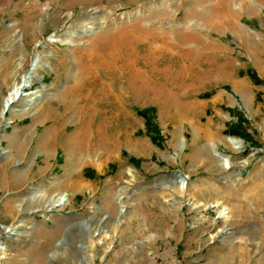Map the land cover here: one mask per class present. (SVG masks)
<instances>
[{"label":"rangeland","instance_id":"rangeland-1","mask_svg":"<svg viewBox=\"0 0 264 264\" xmlns=\"http://www.w3.org/2000/svg\"><path fill=\"white\" fill-rule=\"evenodd\" d=\"M161 1H168L165 16ZM93 12L111 21L71 46L48 43ZM131 24L137 33L159 32L163 51L173 44L196 51L189 61L149 57L156 70L140 100L128 88L129 52L81 71L90 65L82 52L98 33ZM136 48L142 53L145 47ZM38 54L23 93L40 97L0 117V227L16 229L1 240L0 264H87L90 254L92 264H264V0H0V112ZM180 65L191 70L182 69L176 80ZM93 72L95 79L74 90ZM240 79L249 88L235 82ZM160 84L182 86L168 94L170 106L156 101ZM204 93L209 97L201 98ZM148 108L159 146L144 135L135 113ZM80 128L89 151L67 143ZM99 133L108 148L117 146L109 159L95 148ZM227 138L241 148L234 151ZM213 147L228 157V168ZM176 173L185 179L184 195ZM79 180L86 187L73 189ZM58 194L66 204L40 215L38 202ZM98 232L107 238L88 249L89 236L97 241Z\"/></svg>","mask_w":264,"mask_h":264},{"label":"bare ground","instance_id":"bare-ground-1","mask_svg":"<svg viewBox=\"0 0 264 264\" xmlns=\"http://www.w3.org/2000/svg\"><path fill=\"white\" fill-rule=\"evenodd\" d=\"M126 1L129 3L131 0H126ZM167 7H168V1H164V2L161 1V5L158 7V9L160 10L159 14H162L163 16H165L166 15L165 10L167 9ZM109 16H110L109 14H106L105 16L100 17L94 14V12L86 16L84 15L80 16L77 19H75V21H73L69 26V28H75V31L73 32L69 31L68 34H65L63 36L64 37L63 39H61L60 37L52 36L48 40V43L49 44L58 43V44H63V46H71L76 42V40H78L74 38H77V37L81 38L82 36H87V34H90L91 32L94 31V27L99 26V28H101L102 25L105 24L106 20L111 21V19H108ZM143 19L144 18L138 19V21H142ZM136 27L138 26L131 24V26L121 27L117 31L108 30V31L98 33L93 38L92 42L94 43V45L90 49L82 52V56L87 58V62H89L90 65L83 66L81 71L86 72V71L93 70L95 68V66L91 65L93 61H95L93 63L96 64L97 66L99 63V60L102 57L110 58L114 52H117L120 50L129 52L132 59L130 63L128 64V70H129L128 88H129V92L130 90L133 91L132 93L130 92L131 97L133 96V99L140 100L141 97L144 95L143 93L145 92L146 88L148 87L149 81L152 80L151 74H153L154 71L156 70V68H154L152 63L148 62L149 57L152 58L154 56H157L158 60L160 59L167 60L168 57L170 56L169 61H172L173 57H177V58H180L181 60L189 61L191 56L195 55L196 51L195 49L184 50L183 49L184 45H181V44H173L172 46H170L171 48L169 49L166 48L167 50L163 51L162 50L163 48H161V45L156 43L157 39H162L159 32H157L156 30L148 29L140 33H137V31H135V29L137 30ZM178 38H179V41L181 42L187 39V37L181 32L178 33ZM148 39L150 40L149 44L143 43V44L136 45L138 41H147ZM136 46H142L145 48L142 50V53H141V51L138 50ZM40 57H41L40 54H38L35 56L33 60L34 63L33 65H31L32 74L27 79L21 80V83L19 84L13 83L12 87L10 88L7 98L4 101V105L7 104L8 112H11L13 105H16V104H20L21 105L20 110L23 111L29 106L33 105L36 102L37 98L40 97V94L37 92L32 93V94L19 93L20 88L23 86V83L26 84V88L30 86V83H32L31 78L35 76V73H36L35 70L40 64ZM178 68L179 70L176 71L175 73L176 80L181 78L182 69L187 68L188 69L187 72H190L191 65H188V66L180 65ZM95 77H97L95 72L86 75L85 78L81 79L80 84H78L80 81L76 83L74 90H78L82 83L89 84L92 81L91 79H95ZM100 84H101L100 91L105 92V89L107 88L108 84L106 85L104 82ZM175 88L176 90L180 91L182 89V86L174 85L172 89H175ZM172 89L170 87L160 84L159 93L161 96L159 95V97H157V100H156L157 103H161L164 106H170V103L167 101H168V96H169L168 94H171ZM15 111H17V109ZM0 117L3 119L1 114H0ZM8 121L9 119H7V123H9ZM72 136L73 137H70V139L67 140V143L70 148L77 150V151L79 150L84 151L83 148H86V150L89 151L88 149L89 144H87V142H89L88 141L89 138H88V134L86 131H84L82 128L76 129L73 132ZM98 136L99 138L97 141V146H95V148H97L98 150H102L104 152L103 158L104 157H107L108 159L111 158L113 154V150L117 148V146L113 145V146H110L111 149L108 148L106 145L107 143L105 141V138H103L104 137L103 134L99 133ZM227 143L230 145V147L234 151L239 150L242 146L241 142L235 139H232V138H227ZM127 144L134 154L138 153V146H136L135 144L132 145L131 142ZM212 153L214 157L220 160V163L222 164L224 168L229 167V161H228L227 156L219 155L216 152L215 147L212 148ZM44 157H45V160L49 159L48 152L45 151ZM130 175L132 176L131 171H130ZM176 182H178L177 184H180L181 186V188H179V190H181L179 191L180 194L184 195L187 190V187L185 186V189H184V186H183L185 183V179L176 178ZM83 187H86V184L80 182V180L77 181L76 183H73L72 185L73 189H81ZM41 198H43V196H41ZM122 199L123 198H121V196L118 197L117 199L118 205L120 206L121 209L124 208V205H123L124 203L122 202ZM66 202H67L66 196L62 194H58L55 197L48 198L44 202H41V201L38 202L37 207L38 208L41 207V208L37 212H39L40 215L42 216H46L48 212H51V210L53 209L61 208L63 205L66 204ZM213 205H217V203L211 204V205H203V209L210 208ZM225 210H226L225 207L221 210L222 216L227 214V213H224ZM223 218L226 219L227 216ZM14 229L15 228L12 229L8 227H3L2 234L0 235V258L5 248L4 246L5 244L3 245L1 240H3L2 238H4L6 234L8 236L15 235L16 229L15 230ZM97 236L99 237L97 241L93 240L92 234L89 236V246H87L88 249L90 247H93L96 244H99V243L103 244L105 241V238H107L105 237L103 232H98ZM88 258L89 259L86 261V263L92 264L93 256L90 254Z\"/></svg>","mask_w":264,"mask_h":264},{"label":"trees","instance_id":"trees-1","mask_svg":"<svg viewBox=\"0 0 264 264\" xmlns=\"http://www.w3.org/2000/svg\"><path fill=\"white\" fill-rule=\"evenodd\" d=\"M246 76L254 83V84H259L260 81L256 77V75L253 73V71H247ZM201 98H206L209 97L208 93H204L200 96ZM135 113L138 117H140L143 120V126H144V135H146L149 140L151 141L152 144L159 146L160 145V136L158 129L154 123V109L153 108H148V109H143V110H135ZM140 133L138 132L137 135ZM229 135V133H225ZM231 134V133H230ZM129 162H134L136 163L133 159H128Z\"/></svg>","mask_w":264,"mask_h":264},{"label":"water","instance_id":"water-1","mask_svg":"<svg viewBox=\"0 0 264 264\" xmlns=\"http://www.w3.org/2000/svg\"><path fill=\"white\" fill-rule=\"evenodd\" d=\"M33 63H34V61H32V63H31V65H33ZM31 65L29 66V68H28V70H27V72H26V74L21 78V80H24V79H27L31 74H32V67H31ZM26 88V84H24L23 83V86L20 88V91H19V93H23V90ZM18 93V94H19ZM17 96V95H16ZM6 109H7V104L6 105H3V109H2V111L0 112V114H1V116H3V114L5 113V111H6ZM175 176L177 177V178H179V179H183L178 173H176L175 174ZM1 228V230H2V227H0ZM8 232V231H7ZM8 236V235H7ZM11 236V235H10Z\"/></svg>","mask_w":264,"mask_h":264},{"label":"crops","instance_id":"crops-1","mask_svg":"<svg viewBox=\"0 0 264 264\" xmlns=\"http://www.w3.org/2000/svg\"><path fill=\"white\" fill-rule=\"evenodd\" d=\"M235 82L240 83V84H243V85H245L247 88H249L247 82H246L245 80H243V79L235 80ZM250 83H251V82H250ZM240 84H238V86H242V85H240ZM252 85H253V84H252ZM262 90H263V89H262ZM262 90H260V91L262 92ZM260 91H259V92H260ZM261 92H260V93H261ZM52 131H53V135H54V134H58V132H59V128L55 130V127H53V128H52ZM54 131H55V132H54Z\"/></svg>","mask_w":264,"mask_h":264}]
</instances>
